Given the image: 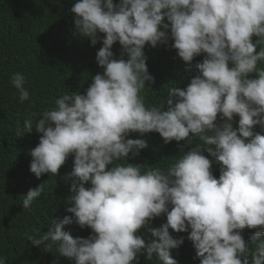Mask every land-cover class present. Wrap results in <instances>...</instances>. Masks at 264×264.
Here are the masks:
<instances>
[{
	"label": "clouds",
	"instance_id": "1",
	"mask_svg": "<svg viewBox=\"0 0 264 264\" xmlns=\"http://www.w3.org/2000/svg\"><path fill=\"white\" fill-rule=\"evenodd\" d=\"M71 12L76 32L93 46L98 33L104 34L96 54L104 71L93 77L85 95L65 94L35 125L32 118L23 122L24 132L35 128L42 134L30 151V171L37 178L58 175L74 156L66 177L72 215L52 220L48 232L28 240L46 250L55 245L75 264H132L138 254L149 261L156 254L158 264H177L170 250L183 238H174L169 229L190 228L200 264H249L242 230L258 229L254 241L264 236V134L253 131L256 125L264 129V68L257 67L264 62V0H77ZM169 28L172 47L186 64L201 53L206 57L195 65L199 74L185 89H169L162 111L163 104L146 107L141 96L146 82H154L143 49L167 43ZM116 42L126 60L113 58ZM10 79L19 101L28 100L25 76L15 72ZM234 115L239 116L235 129ZM132 132H157L166 144L191 143L190 134L199 137L221 165L219 178L199 145L167 170L142 172V166L117 163L147 147L143 139H126ZM40 196V187L30 189L23 209L31 210ZM161 214L167 222L150 228ZM73 223L90 228L92 235L74 238L64 231ZM141 228L158 240L146 243L137 235ZM253 264H264V240Z\"/></svg>",
	"mask_w": 264,
	"mask_h": 264
},
{
	"label": "trees",
	"instance_id": "2",
	"mask_svg": "<svg viewBox=\"0 0 264 264\" xmlns=\"http://www.w3.org/2000/svg\"><path fill=\"white\" fill-rule=\"evenodd\" d=\"M77 0H0V257L5 264H75L73 259L59 255L55 245L51 250L43 246H34L29 236L43 234L52 228L51 221L63 219L72 214L67 211L72 206L71 180L66 177L73 169L74 156L70 155L59 169L58 175L42 174L39 178L30 171L31 149L39 143L42 135L35 128L24 132L23 122L26 118L36 120L42 114L55 107V101L65 94L85 95L93 82V77L103 73L104 69L97 63L96 54L103 47V33H98L96 45L90 38L76 32L75 14L71 12ZM118 4L120 0H113ZM165 23H168L165 20ZM161 30H164L161 28ZM167 43H159L155 48L146 45L143 49L146 65L154 82H146L141 92L146 107L163 104L162 111L167 110L168 91L175 87L185 89L192 78L198 75L195 68L202 63L205 53L194 57L191 66L178 56L172 47L174 40L168 29ZM258 39L253 37V41ZM114 59H127L121 56L122 46L116 42L112 46ZM259 51V46L257 48ZM258 68H264V62H258ZM22 73L29 99L21 103L19 93L11 84V75ZM255 73L250 78H255ZM239 116L233 117V128H238ZM217 125L223 123L218 114ZM254 133L264 134V129L256 125ZM18 133H22L19 135ZM211 135L212 133H208ZM126 139H143L147 147L139 155L129 157L117 163H130L142 166V172L152 167L167 170L175 160L196 146H201L202 154L212 161L211 171L218 179L221 165L205 149L209 145L199 137L177 142L165 143L157 132L140 134L129 133ZM111 167V165L109 166ZM90 187V184H86ZM41 188V196L32 202L31 210L23 209L22 201L27 192ZM169 205V210H171ZM167 222L166 214H161L150 221L149 227L157 229ZM258 229L242 230L249 264H253L257 245L264 236L252 239ZM64 231L74 238H88L92 230L81 228L73 223L66 225ZM174 238H183V244L170 250V256L177 264H200L193 242L188 232L177 233L169 229ZM145 242L157 239L145 228L138 230ZM132 264H158L156 254L153 259H146V254H138Z\"/></svg>",
	"mask_w": 264,
	"mask_h": 264
}]
</instances>
